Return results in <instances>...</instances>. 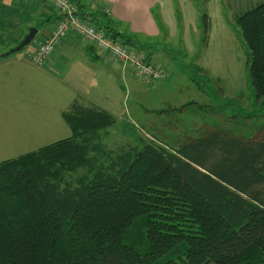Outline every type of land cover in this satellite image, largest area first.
Masks as SVG:
<instances>
[{"label": "trees", "instance_id": "1", "mask_svg": "<svg viewBox=\"0 0 264 264\" xmlns=\"http://www.w3.org/2000/svg\"><path fill=\"white\" fill-rule=\"evenodd\" d=\"M74 1L81 17L145 50ZM233 22L262 102L264 2ZM62 116L70 137L0 162V264H264V125L250 139L211 128L177 147L114 150L103 142L116 122L108 111L74 101Z\"/></svg>", "mask_w": 264, "mask_h": 264}, {"label": "crops", "instance_id": "2", "mask_svg": "<svg viewBox=\"0 0 264 264\" xmlns=\"http://www.w3.org/2000/svg\"><path fill=\"white\" fill-rule=\"evenodd\" d=\"M79 2L83 13H105L118 32L145 45L148 53L160 43L153 40L160 38L168 54L172 47L186 50L191 46L189 24L198 13L192 0H177L179 18L172 0ZM219 2L221 11L226 12L224 18L231 21L264 0ZM53 15L52 8L39 1L0 0V162L70 137L71 129L62 113L74 101L112 113L107 109L108 105L99 103L110 99L104 95L103 80L107 78L112 89L117 86L116 78L125 84L129 76L135 77L132 70L121 62L97 54L94 48L73 36L64 38L43 66L32 64L29 55L47 36L56 20ZM207 17L209 21V15ZM38 23L42 25L30 44L18 52L3 55L17 45L29 27ZM171 40H176V44Z\"/></svg>", "mask_w": 264, "mask_h": 264}, {"label": "rangeland", "instance_id": "3", "mask_svg": "<svg viewBox=\"0 0 264 264\" xmlns=\"http://www.w3.org/2000/svg\"><path fill=\"white\" fill-rule=\"evenodd\" d=\"M194 2L201 11L189 24L192 47H172L169 55L162 39L155 38L160 43L147 52L163 77L152 81L129 76L125 84L116 78L117 86L112 89L107 78L103 80L104 95L110 99L97 101L108 105L105 107L116 119L104 130L103 142L108 148L118 150L141 141L177 147L187 136L211 128L250 139L264 125V99L257 101L250 88L249 50L239 27L234 19L224 18L219 0ZM203 11L210 19L206 33ZM157 23L160 25L159 20Z\"/></svg>", "mask_w": 264, "mask_h": 264}, {"label": "built area", "instance_id": "4", "mask_svg": "<svg viewBox=\"0 0 264 264\" xmlns=\"http://www.w3.org/2000/svg\"><path fill=\"white\" fill-rule=\"evenodd\" d=\"M51 7L56 20L43 41L29 55V61L37 67L43 66L60 42L69 36L94 48L97 54H106L130 68L139 77L155 81L163 77L160 68L152 62L145 50L126 44L104 28L80 16L74 0H35Z\"/></svg>", "mask_w": 264, "mask_h": 264}, {"label": "water", "instance_id": "5", "mask_svg": "<svg viewBox=\"0 0 264 264\" xmlns=\"http://www.w3.org/2000/svg\"><path fill=\"white\" fill-rule=\"evenodd\" d=\"M37 28L34 26H31L28 28L27 33L25 36L11 49H9L7 52H5L3 55L7 56L9 54H12L14 52L20 51L22 48L30 44V42L33 40L34 36L36 35Z\"/></svg>", "mask_w": 264, "mask_h": 264}]
</instances>
